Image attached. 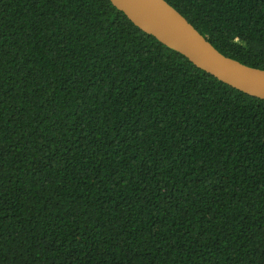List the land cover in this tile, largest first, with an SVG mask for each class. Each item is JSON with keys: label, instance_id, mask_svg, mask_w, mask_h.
<instances>
[{"label": "trees", "instance_id": "1", "mask_svg": "<svg viewBox=\"0 0 264 264\" xmlns=\"http://www.w3.org/2000/svg\"><path fill=\"white\" fill-rule=\"evenodd\" d=\"M264 69V0H165ZM0 264H264V99L110 0H0Z\"/></svg>", "mask_w": 264, "mask_h": 264}, {"label": "water", "instance_id": "2", "mask_svg": "<svg viewBox=\"0 0 264 264\" xmlns=\"http://www.w3.org/2000/svg\"><path fill=\"white\" fill-rule=\"evenodd\" d=\"M137 27L178 51L195 66L249 95L264 99V69L218 51L165 0H110Z\"/></svg>", "mask_w": 264, "mask_h": 264}]
</instances>
